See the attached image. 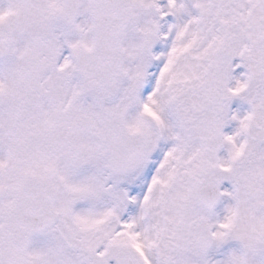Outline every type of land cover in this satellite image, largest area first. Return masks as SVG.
<instances>
[{"label":"snow or ice","instance_id":"6c2138e0","mask_svg":"<svg viewBox=\"0 0 264 264\" xmlns=\"http://www.w3.org/2000/svg\"><path fill=\"white\" fill-rule=\"evenodd\" d=\"M0 264H264V0H0Z\"/></svg>","mask_w":264,"mask_h":264}]
</instances>
